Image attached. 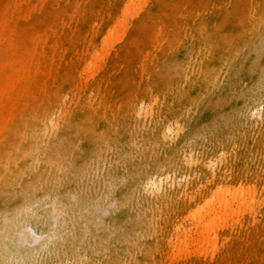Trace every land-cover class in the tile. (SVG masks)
Masks as SVG:
<instances>
[{
  "label": "rangeland",
  "instance_id": "374dc122",
  "mask_svg": "<svg viewBox=\"0 0 264 264\" xmlns=\"http://www.w3.org/2000/svg\"><path fill=\"white\" fill-rule=\"evenodd\" d=\"M126 1L19 0V8L8 14L12 17L11 24L5 26L9 0H0V28L3 25L6 29L5 53L0 61L8 60L15 46L25 58L30 56L33 52L31 36L40 30L47 36L45 52L48 56L40 59L42 68L37 81L33 85H23L30 102L12 110L15 116L9 125H13V133L4 135L0 150L9 142L13 147L22 143L23 149L29 150L36 141L33 128L40 127L41 122L48 123L45 112L51 110L53 120H60L56 137L72 151L61 164L58 175L40 187L31 188L34 179L31 172L23 173L17 184L0 181V235L3 237L0 264H46L48 261L50 264L63 261L80 264L69 259L74 249L97 264H127L126 261L134 258L135 245L147 244L140 234L150 208L148 182L154 171L140 169V154L128 156L129 121L125 117L118 121L111 136V127L103 124L102 114L108 113L112 106L125 107L141 97L145 105L153 108L149 121L157 120L175 85H161L156 78L166 80L173 73L185 70L184 67L192 65L196 59L195 52L200 59L204 56L207 59L209 52L202 49L198 52L196 46L204 44L206 30L215 28L216 18L222 20L227 16V30L232 29L233 33L256 18L264 4V0H141L142 7L139 9L138 5L129 17L122 40L112 47L123 49L121 66L110 73L112 82H108L109 85L87 84L88 75L79 70V66L88 62L91 55L87 54L83 43L91 41L93 33L102 31L106 13L112 12L111 15L118 18ZM242 1H245L246 10L230 14L233 5ZM229 14L239 16L232 18ZM67 42L72 43L77 53L72 63L60 56L61 43ZM95 45L102 49L99 41ZM249 48H243V53L232 61L218 85L208 92L202 93L193 85L181 83L184 89L175 106L186 109L178 122L183 127L181 139L186 143L177 160L161 168L167 179L163 185L167 189V184L175 182L178 198L172 203L174 208H165L160 228L166 226L172 237L180 233L183 236L191 224L190 205L194 209L203 195H210L215 183L227 182L230 187L244 185L256 190L257 216L249 217L246 213L235 216L233 228L241 229L243 234L226 229L217 243L220 248L224 240L235 244L234 250L240 253H236V264H264V145L263 151L260 150L263 144L260 135L264 133V39ZM189 56L191 61L186 59ZM47 63L55 75L60 73V85H47L46 88L40 85L42 81L51 80ZM14 70L16 66L11 74L16 73ZM87 109L91 110V117L95 113L102 116L100 121L87 123L96 131L104 128L116 149L110 151L105 144L98 146L100 133L91 139L74 136L73 128L86 118L83 113ZM50 137L48 135V139ZM243 144L252 156H239ZM190 154L197 163L190 162ZM112 157L116 159L113 161ZM212 159L215 165L211 168L208 161ZM1 160L4 164L3 157ZM150 163L153 167L154 163ZM214 167L218 171L215 177ZM137 181L142 184L138 191ZM9 214H15L16 221H27L33 230L21 250L24 240L19 230L15 234L20 238L17 243L8 239L12 233L8 227L11 224L7 219ZM254 227L259 228L256 235ZM244 235L251 238L247 241L256 243L250 259L246 258L248 254L245 256L247 248H251L247 245L249 242L240 243ZM196 237L191 243L194 256H198L194 250L206 239L203 234ZM162 240L166 239L162 237ZM204 249V254L213 251L207 244ZM172 255L170 251L161 264H172L169 261Z\"/></svg>",
  "mask_w": 264,
  "mask_h": 264
},
{
  "label": "bare ground",
  "instance_id": "6f19581e",
  "mask_svg": "<svg viewBox=\"0 0 264 264\" xmlns=\"http://www.w3.org/2000/svg\"><path fill=\"white\" fill-rule=\"evenodd\" d=\"M140 3L141 0H127L125 6L122 8V14L118 18H114L111 15L112 12L106 13L104 21L101 24L103 27L102 31H97V34L93 33L91 41H84L83 47H85L87 54L91 55V58L88 62L83 63L84 65H80L79 70L88 75L86 77L87 84L109 85L108 82L111 81L110 73L117 71L118 67L121 66L120 58L123 53V49H113L112 47L115 42L122 40L127 26H129L130 16L136 12V7ZM19 4V0H9L5 9L7 13L4 19L5 26L11 24L12 17L8 16V14L16 11L19 8ZM141 7L142 4L138 8L140 9ZM243 9L246 10L245 1L239 2L237 5L234 4L230 14H235L238 11L243 12ZM230 16L238 18L239 15L236 17ZM224 18L222 20L220 18L215 19L213 25L215 28L213 30H209L208 27L210 26L206 25L208 30H206V37L203 38L202 43L204 44L196 46V51L198 52L199 49L209 52L207 56L208 60L205 59L206 56H204V59H200L198 57L199 53L195 52L196 59H194L192 65L184 67L185 70H181L176 74L173 73L166 80L156 78V81L161 82V85H175L174 92L172 90L169 91L168 101L163 107V111L161 110L157 120L151 119L149 121L153 108L151 105H145L144 99L141 97H136L130 105L128 104L125 107L121 106L116 109L117 106H112L111 109L109 108L108 113L102 114L103 124H109V127H111V136L116 131V123L118 121L124 117L129 121L130 127L126 137L128 156L133 153L140 154L142 156L140 161L142 167L140 169L154 171L150 173L149 186L146 185L150 187L151 197L148 201L150 208L147 211V216H145L144 229L140 234V237H144V241H147V244L144 245L141 242L140 245V243L136 244L134 242L133 244H136V249L132 253L134 258L126 261L127 264H161L162 258L166 259L170 251L173 254L169 259L172 264H204L203 262L206 264H236L239 250H234L235 244L231 245V243H228L230 240H227L228 242L224 240L222 248H220L217 240L226 229L243 234L241 229L233 228L235 216H240L242 213H246L249 217L255 218L257 216V209L255 208L256 190L247 189L244 185L230 187L227 182L219 181L214 184L210 195L202 196L201 201L197 203L194 209L190 205L191 224L186 227L183 236L180 233L172 237L166 226L160 228L165 208H170L171 206L174 208L175 206L172 203H175V200L178 198V195L175 193V182L167 184V189L163 185L167 179H165L166 177L163 175L161 168L167 162L174 163L185 149L186 143L181 139L183 127L178 123L180 121L179 117L186 112V109H183L182 106L179 108L175 106L176 100L179 99L178 97L182 93V89H184L181 83L185 82L184 86L193 85V87H197L202 93L204 90L208 92L214 85H218L220 78L231 65L232 61L243 53V48L246 49V46L252 48L264 39V4L258 10L256 18L251 19L247 25L234 30L233 33L231 32L232 29L230 31L227 30L229 22L227 16ZM5 26L2 25V28H0V57L5 53L3 45V41L6 39V35L4 34L6 30H4ZM31 40L33 52L30 56H26L25 58L20 48L15 46L11 57L3 63L0 61V141L5 134L11 135L13 133V125H9L10 119L15 116L12 110H18L21 104L26 106L30 102L27 94L24 92L23 85H33L37 81V78H39L38 72L42 68L40 59L48 58L45 52L47 43L46 33L41 30L35 31L31 36ZM98 41L102 44L101 50L96 48L95 44ZM59 50L61 58H65L71 63L72 60L77 59L75 57L77 53L72 49L71 42H67L66 44L61 43ZM191 58L189 56L186 59L191 61ZM101 62L103 63L102 65ZM15 66L16 70L14 71L16 73L11 74L12 68ZM190 67L191 71H189ZM51 68V65L47 63V69L50 72L48 79L51 80L40 83V85H44V88L48 87L47 85H60V73L55 75V72ZM167 81L171 84L165 83ZM152 83L156 85V82H151L150 84ZM47 102L45 101L44 103ZM88 110L83 113V117L86 118H82L81 123H78V126L76 125L73 128L72 133L74 136L89 137L90 139L94 138L97 133H100L102 137L101 139H97L98 146L101 147V145L105 144L107 149L109 148L110 151H113V148L116 149L117 146L108 140L110 139L107 137L108 132L104 128L96 131L87 123V121H100L102 120V116L98 113H95V115L92 113L91 117L89 114L91 110ZM45 113L49 124L41 122L40 127L33 128V135L36 139L34 146L29 150H25L22 147V143L13 147L9 142L7 146L5 145L6 147L4 146L0 150V181L17 184L23 173L31 172L34 173L31 188L40 187L58 175L64 159L72 154L66 143H60L59 137H56L60 129V120L56 122L53 120L55 117H53L54 112L51 110ZM64 130H60V133L68 134ZM48 135L51 136L49 139ZM15 136L18 137L19 133H15ZM260 139L263 142L260 150L263 151L264 133L260 135ZM241 148L240 157L247 158L248 155L252 156V152L247 149L246 144H243ZM1 157L4 159V164ZM111 159L114 161L116 158L112 157ZM220 160H223V158ZM150 162L154 163L153 167L149 166ZM190 162L197 163L193 154H190ZM208 162V166L211 168L215 165L213 159ZM216 170V167H214V177L218 173ZM135 187L138 191L142 187L141 182L137 181ZM113 194L116 196L117 192L115 191ZM7 219L11 222L8 226L12 231L8 238L10 242L17 243V240H20V238L15 235L16 231L19 230L21 232L22 240H24L20 247L21 250L25 240H28L29 234L33 231L32 227L27 221H16L15 214H9ZM258 230L259 228L257 227L253 228V231H257L254 235L258 233ZM229 233L226 231V234ZM201 234L206 238L204 240L205 243L198 245L197 249L194 250V253L197 252L198 256H194L191 251V243L193 244L197 240L196 235ZM162 237L166 240L163 241ZM249 239L251 238H247V235H244L240 243H248L249 241L247 240ZM2 240L3 237L0 235V250L2 249ZM199 242L200 238L197 243ZM206 244L212 247L213 251L211 253L207 252L204 254L202 252L205 250L204 246ZM255 244V241L247 244L251 248L246 247L248 249L245 251L248 252L245 254V256L248 254L246 258H251L249 256ZM260 245L259 243L258 246ZM70 254L69 259L77 260L80 264H97L95 260L92 261L89 257L81 256L78 249H74ZM50 263L48 261L46 264ZM66 263L63 261L59 264Z\"/></svg>",
  "mask_w": 264,
  "mask_h": 264
}]
</instances>
